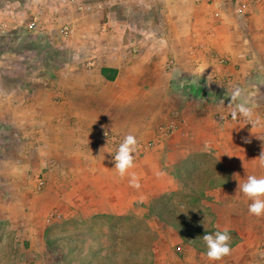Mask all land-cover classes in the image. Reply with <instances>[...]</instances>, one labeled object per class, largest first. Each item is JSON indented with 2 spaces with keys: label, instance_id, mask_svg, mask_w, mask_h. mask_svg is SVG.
Wrapping results in <instances>:
<instances>
[{
  "label": "crops",
  "instance_id": "0c3cea01",
  "mask_svg": "<svg viewBox=\"0 0 264 264\" xmlns=\"http://www.w3.org/2000/svg\"><path fill=\"white\" fill-rule=\"evenodd\" d=\"M78 1V12L68 3L58 8V0L42 8L79 29L108 7L117 56L108 52L94 60L95 66L63 70L56 80L30 77L23 85L20 76L9 89L1 81L17 75L9 65L14 54L0 57V121L26 137L15 157L24 163L19 174L43 171V200L69 217L143 223L144 238L150 232L153 241L152 264H260L264 215L249 213L252 201L238 184L249 175L264 177L258 162L264 151V110L246 103L257 121L254 127L242 116L233 120L230 113L239 99L230 103L229 96L239 88V98H251L264 82V10L252 0L235 5L221 0ZM35 2L30 9L42 14ZM238 5L240 14L234 10ZM119 9L142 19L148 38L140 47L132 44L140 51L137 56L122 50L124 26L113 11ZM16 14L0 9L9 27ZM102 69L115 72L108 73L112 81ZM192 77L207 90L211 81L225 83L224 99L205 101L200 112L188 88ZM167 127L169 134L135 155L134 166L120 177L105 152L103 132L131 133L147 143ZM132 174L139 188L130 186ZM37 201L31 198L29 207H39ZM203 223L213 233L228 229L234 235L229 255L218 261L206 257L195 234ZM162 239L167 245L159 251L156 243Z\"/></svg>",
  "mask_w": 264,
  "mask_h": 264
},
{
  "label": "rangeland",
  "instance_id": "374dc122",
  "mask_svg": "<svg viewBox=\"0 0 264 264\" xmlns=\"http://www.w3.org/2000/svg\"><path fill=\"white\" fill-rule=\"evenodd\" d=\"M35 1L32 5L37 4L42 10V14L35 13L37 16L30 9L32 0H0V9H6L14 16L17 13L12 27L8 26L6 19L0 18V57L7 53L14 54L9 65L17 74L16 77H3L1 84L8 86V89L13 88V80L20 76L23 85L28 84L26 79L30 77L56 80L63 70L81 68L82 64H86V68L93 67L96 58H102L108 52L110 55L116 54L111 43L113 31L109 24L108 7L102 9L98 17L90 18L85 27L77 29L61 15L47 16L42 7L47 6L48 0ZM78 2L58 0L57 7L68 3L78 12L81 10ZM113 11L118 23L124 26L122 50L128 57L137 56L140 51L133 53L130 46L135 44L140 47L148 38L141 31V17H127L124 9ZM33 20L34 28H28ZM64 26H69L68 35L60 32ZM107 46L112 49L107 51ZM226 86L225 83L211 81L208 91L212 95L209 98L198 99L194 96L199 111L207 107V100L215 103L224 99ZM252 94L251 98H238L239 103L250 105L249 102H254L264 110V82L258 84ZM25 138L12 124L0 121V264H152L154 258L149 248L153 241L148 239L150 232V236L144 238L143 223L125 224L100 216L83 222L77 216L69 217L67 213L49 208L43 200L47 185L44 172L33 173L31 177L19 174V168L24 163L17 162L15 157L24 147ZM103 143L107 150L114 149L104 137ZM108 154L111 158L112 155ZM40 182L43 184L40 185ZM31 198L38 200L39 207H29ZM21 203L26 207L19 208ZM199 228L195 234L200 240V247L206 251L202 237L205 232L213 231L206 223ZM230 236L234 238L233 234ZM164 237L169 240L168 235ZM167 241L163 240L162 244L158 241L156 249L160 251ZM260 259V264H263V255Z\"/></svg>",
  "mask_w": 264,
  "mask_h": 264
},
{
  "label": "clouds",
  "instance_id": "9594fccd",
  "mask_svg": "<svg viewBox=\"0 0 264 264\" xmlns=\"http://www.w3.org/2000/svg\"><path fill=\"white\" fill-rule=\"evenodd\" d=\"M197 83V81H193ZM241 96V89L236 88L230 97V103L237 100ZM233 120L238 116L246 118L249 124L254 127L257 121L252 119L251 109L245 103L235 104L233 110L230 113ZM223 119V116L220 117ZM138 151V139L135 135L129 133L124 135L123 138L115 144L114 149H109L105 152L110 153L113 158V168L120 177H124L128 170L134 166L135 154ZM260 167H264V151L261 152L258 157ZM130 186L139 188V181L135 174H132L130 180ZM239 190L252 202L248 205V211L250 214L257 217L264 215V177H257L255 175H249L247 179L238 184ZM203 243L206 247L205 255L211 261L221 260L223 257L229 255L231 249V236L228 229L223 231H216L214 233L205 232L202 237Z\"/></svg>",
  "mask_w": 264,
  "mask_h": 264
},
{
  "label": "built area",
  "instance_id": "2783aa9c",
  "mask_svg": "<svg viewBox=\"0 0 264 264\" xmlns=\"http://www.w3.org/2000/svg\"><path fill=\"white\" fill-rule=\"evenodd\" d=\"M73 1V0H71ZM107 1V0H104V2ZM222 2L226 3V4H230V5H235L238 0H221ZM253 4L256 5L258 8H261L264 10V0H252ZM79 8L81 9V6H79ZM235 12L237 14H240L241 12V8L240 6H236L234 8ZM35 26V20H33L31 23H29L28 25V28H34ZM104 31V30H103ZM60 32L64 35H68L69 32H70V29H69V26H64L61 28ZM131 49H132V52L133 53H137V49H136V46L135 45H131L130 46ZM165 129V130H164ZM162 131H161V134L157 136V139L155 141H152V142H147V143H142V142H138V151L135 155L137 154H141L143 153L144 151H146L147 149H150L153 145H156V143L158 142V140H160L163 136H166L167 134H169V132L171 131V128H164ZM103 137L104 139L108 140L114 147H115V144H117L123 137L122 136H119V135H116L114 133H111V132H105L103 133ZM111 161L113 163V158L111 156ZM43 183L40 182V185H42ZM260 253L263 255L264 257V241L261 243L260 245ZM264 264V263H263Z\"/></svg>",
  "mask_w": 264,
  "mask_h": 264
},
{
  "label": "trees",
  "instance_id": "16d2710c",
  "mask_svg": "<svg viewBox=\"0 0 264 264\" xmlns=\"http://www.w3.org/2000/svg\"><path fill=\"white\" fill-rule=\"evenodd\" d=\"M114 73L115 72L113 70H106V69H102L101 70V74L105 77V79L109 80V81H112L113 80V75H108V73ZM192 79L194 81H197V83H193L192 85L188 86L190 92H192V94L200 99V98H204V97H210V95H212L208 90H206L205 88H203L202 84L198 81V79L196 78H193ZM233 244V242L231 243V245Z\"/></svg>",
  "mask_w": 264,
  "mask_h": 264
}]
</instances>
